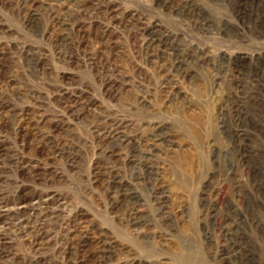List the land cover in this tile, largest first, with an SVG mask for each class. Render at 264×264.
<instances>
[{
	"label": "rangeland",
	"instance_id": "obj_1",
	"mask_svg": "<svg viewBox=\"0 0 264 264\" xmlns=\"http://www.w3.org/2000/svg\"><path fill=\"white\" fill-rule=\"evenodd\" d=\"M0 264H264V0H0Z\"/></svg>",
	"mask_w": 264,
	"mask_h": 264
},
{
	"label": "bare ground",
	"instance_id": "obj_2",
	"mask_svg": "<svg viewBox=\"0 0 264 264\" xmlns=\"http://www.w3.org/2000/svg\"><path fill=\"white\" fill-rule=\"evenodd\" d=\"M2 208V207H1ZM9 211V210H8ZM10 213V212H9ZM13 216V215H12Z\"/></svg>",
	"mask_w": 264,
	"mask_h": 264
}]
</instances>
